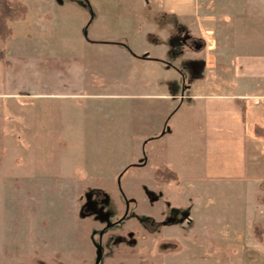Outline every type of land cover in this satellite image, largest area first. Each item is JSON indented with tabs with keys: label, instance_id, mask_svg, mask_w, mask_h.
<instances>
[{
	"label": "rangeland",
	"instance_id": "obj_1",
	"mask_svg": "<svg viewBox=\"0 0 264 264\" xmlns=\"http://www.w3.org/2000/svg\"><path fill=\"white\" fill-rule=\"evenodd\" d=\"M9 1L20 2L32 13L24 22L28 34L37 28L39 15L34 12L39 7L70 9L67 16L75 17L71 24L76 28L78 17L86 18L87 26L94 19L88 11L94 0ZM261 1L95 0L111 11L107 15L112 17L100 25L111 24L113 28L102 27V33L128 32L129 39L125 40L135 50L148 44L146 48L154 55L180 54L176 84L166 81L167 93L173 95H189L188 86L203 87L201 84L211 75L224 80L232 77L233 50L237 54L254 52L259 48L256 37L263 34L259 27L264 28L254 20L250 26L233 29V25L241 18V12L254 11ZM141 8L150 13L148 38L136 36L134 28L123 30L126 18H133ZM180 10L182 13L178 14ZM20 16L18 12H7L0 18V24L6 27L0 30V53L12 38L7 21L20 20ZM223 23H229L227 28H222ZM241 32L249 35L248 45H241ZM65 35L70 37L71 51L81 49L75 44L77 35ZM190 36L202 40L205 46L200 49L185 41ZM105 51L102 49L99 55L112 57L111 51ZM225 52L228 59L218 60ZM111 60L112 66L117 67L116 60ZM133 91L140 92L139 87ZM126 92L128 89L122 86L113 87L102 90L100 98L84 106L62 103L61 110L50 115L53 120L49 128L53 133L47 135H35L30 126L33 117L29 99L0 98V264H241V246L229 247L220 242L226 237L232 240L237 234L235 240L241 245V188H199L196 200L184 203L180 197L187 192L167 180L166 168L161 169L165 170L164 178H153L167 161L164 141L154 145L159 154L139 153L138 141L145 134L142 114L143 119L152 122L147 127L149 134H155V127L167 123L175 114V119H181L179 125L175 120L173 135L180 147L176 155L178 170L185 178L204 177L202 163L199 161L193 170L190 155L187 156L190 144L194 149L189 128L183 122L189 117L190 101L181 97L169 102L162 98H142L138 102L111 95ZM141 102L146 104H137ZM131 113L135 114V121L131 120ZM254 145L249 142L248 146L251 171ZM195 147L203 158L201 143ZM146 160L147 167H135ZM191 171L195 173L190 174ZM162 180L167 183L161 184ZM249 199L245 201L244 217H256L258 203L254 196ZM193 204L199 207L198 216L193 214ZM260 229L262 241L264 230ZM261 255L250 249L246 258L263 261Z\"/></svg>",
	"mask_w": 264,
	"mask_h": 264
},
{
	"label": "crops",
	"instance_id": "obj_2",
	"mask_svg": "<svg viewBox=\"0 0 264 264\" xmlns=\"http://www.w3.org/2000/svg\"><path fill=\"white\" fill-rule=\"evenodd\" d=\"M28 10L23 19L11 23L12 38L7 40L6 47L2 48L4 57L0 58V98L10 97L31 101L30 110L33 119L30 126L35 129V135L53 133L52 128H49L53 120L50 115L58 113L62 103L76 102L84 106L90 100L100 98L103 94L102 90L113 87L122 86L128 89L125 94L112 93L113 97L138 102L143 100L142 98L145 100L162 98L161 100L168 102L181 97L188 99L189 117L183 122L189 128L188 137L190 143L193 142L194 149L191 144L188 149L186 146L187 156L190 155V168L193 170L197 169L199 161L202 163L204 177L185 178L178 170L176 155L180 147L176 145L173 135L175 120L176 125H179L181 119L178 117L175 119V114L167 123L163 122L160 127H155L157 135L149 134L147 127L152 122L143 119L144 114H142L145 134L141 135L143 140L137 139L139 153L143 152L147 155V151H151L152 156L159 154L154 145L164 141L167 161L165 160L160 168L164 167L176 175L177 180H173L172 184L179 186L182 192H187L180 197L184 203L195 201L199 188L240 187L243 217L238 223L241 222V245L238 239L235 240L237 234H233L232 240L231 237H226L220 242L229 247L241 246V264H264V259L247 261L246 258L250 249H256L258 254L264 257V240L261 241L256 232L261 230L260 227L264 230V28L259 27L263 34L258 33L256 45L259 48L254 52L241 51V54H237L236 50H233L231 59L233 70L230 79L224 80L220 76L211 75L204 84H201L204 89L203 87L193 89L188 86L189 95H180V93L173 95L167 93L166 81L176 84V69L181 66L182 61L180 54L174 52L175 54L169 56L166 53L154 55L146 48L148 44L141 50H135L130 48L129 42H126L129 39L128 32L120 35L102 33V27H110V30L113 28L111 24L100 25L105 19L112 17L107 15V12L111 11L96 4L95 0L88 8V11L94 14V19L87 26L86 18L78 17L77 28L71 24L76 20L75 17L67 16L70 9L64 6H47L35 10L34 13L39 15L36 19L37 28H32L28 34V27L24 23L27 22V14H32ZM134 13L133 18L130 17L129 20L126 18L128 22L123 30L131 31L134 28L137 31L136 36L142 34L148 38L149 9L141 8ZM177 13L181 14L182 11ZM251 20L264 26V0L260 5L254 6V11L241 12V18L236 25H233V29H237L239 25L250 26ZM94 21L95 25H93ZM226 25L223 23L222 28H227ZM67 32L73 33L74 37L77 35L75 44L81 49L71 51L70 37L65 35ZM248 36L241 32V45H248ZM185 40L194 41L201 48L205 46L202 40L192 36ZM54 42H61V45L52 44ZM102 49L111 51L112 57L100 56L99 52ZM222 55L223 57L220 56L218 60L229 57L227 52ZM111 59L116 60L118 68L112 66ZM160 81L161 85H159ZM135 87H139L140 92L133 91ZM144 89L154 90L151 93H144ZM137 104L143 105L146 102ZM131 115V120L135 121V114L131 113ZM42 125L45 129L41 128ZM134 136L131 137V142ZM249 142L255 143L252 171L249 169ZM200 143L203 158L198 156L195 147ZM143 163L135 167H147L148 160ZM192 173L195 171L190 172ZM163 183H167L166 180H162L161 184ZM253 196L254 201L258 203V207L255 206L258 216L244 217L245 201L248 198L253 199ZM199 212V207L193 204V214L198 216Z\"/></svg>",
	"mask_w": 264,
	"mask_h": 264
},
{
	"label": "trees",
	"instance_id": "obj_3",
	"mask_svg": "<svg viewBox=\"0 0 264 264\" xmlns=\"http://www.w3.org/2000/svg\"><path fill=\"white\" fill-rule=\"evenodd\" d=\"M0 1H3V0H0ZM3 2H0V13H1V17H4L6 16V13L7 12H10V14H12V12H18V13H21L22 16H20V19H23L25 16H26V13H27V8L22 5L20 2L18 1H9V0H6L5 3H3V5L1 4ZM13 16V15H12ZM18 18H14V19H11L9 21H7L6 25L8 26V32L9 33H12V30H11V23H13V21H16ZM19 20V19H18ZM6 27L3 28L2 24H0V30H5ZM4 56H3V53L1 52L0 53V58L2 59ZM162 168L158 169L156 172H155V178L156 179H160V178H164V173L165 170H161ZM168 178L167 180H175L177 177L174 173H171L169 172L168 173ZM257 232V235H259V231L256 230Z\"/></svg>",
	"mask_w": 264,
	"mask_h": 264
},
{
	"label": "flooded vegetation",
	"instance_id": "obj_4",
	"mask_svg": "<svg viewBox=\"0 0 264 264\" xmlns=\"http://www.w3.org/2000/svg\"><path fill=\"white\" fill-rule=\"evenodd\" d=\"M188 39H189V38H188ZM185 41H187V40H185ZM189 42H191L190 44H193V45L195 44L194 41H191V40H190ZM186 43H187V42H186ZM195 45H196V44H195ZM195 45H194V46H195Z\"/></svg>",
	"mask_w": 264,
	"mask_h": 264
},
{
	"label": "water",
	"instance_id": "obj_5",
	"mask_svg": "<svg viewBox=\"0 0 264 264\" xmlns=\"http://www.w3.org/2000/svg\"><path fill=\"white\" fill-rule=\"evenodd\" d=\"M197 48H201L200 45H197Z\"/></svg>",
	"mask_w": 264,
	"mask_h": 264
}]
</instances>
